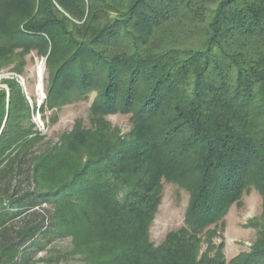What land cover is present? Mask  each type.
<instances>
[{
  "label": "trees",
  "instance_id": "1",
  "mask_svg": "<svg viewBox=\"0 0 264 264\" xmlns=\"http://www.w3.org/2000/svg\"><path fill=\"white\" fill-rule=\"evenodd\" d=\"M32 52L44 118L95 94L93 128L45 142L35 98L0 80V264L67 238L86 264H264V0H0V68ZM163 181L190 200L157 246ZM251 188L258 236L227 263L209 229Z\"/></svg>",
  "mask_w": 264,
  "mask_h": 264
},
{
  "label": "rangeland",
  "instance_id": "2",
  "mask_svg": "<svg viewBox=\"0 0 264 264\" xmlns=\"http://www.w3.org/2000/svg\"><path fill=\"white\" fill-rule=\"evenodd\" d=\"M24 60L26 67L22 75L13 72L17 64L15 61L0 68V80L16 79L23 86L31 103L33 102L31 98H35L38 108L33 113V122L37 130L46 136L45 142L56 144L61 135L70 133L77 123H81L86 130L92 129L90 107L95 94L86 99L74 100L53 111L46 109V118H44L39 108L46 99L44 89L47 77V57H39L36 52H32L25 56ZM40 69L43 71L41 79ZM42 82L43 91L39 90ZM0 87L7 90L6 85H0ZM39 103H41L40 106ZM54 114L57 116L55 122L51 120ZM105 119L112 129H117L121 135H126L131 131L132 125L128 115H110ZM189 200L190 194L186 189L176 183L163 181L162 200L150 229L151 241L155 245L163 243L170 232L183 226ZM261 213L262 197L256 189L251 188L243 194L238 203L230 208L221 221L210 227L212 244L216 248L221 247L227 263L240 254L250 251L258 236V229L251 222L258 219ZM206 247L207 244H204V248ZM71 248L70 238L58 240L37 254L36 264H86L81 257L68 255Z\"/></svg>",
  "mask_w": 264,
  "mask_h": 264
},
{
  "label": "bare ground",
  "instance_id": "3",
  "mask_svg": "<svg viewBox=\"0 0 264 264\" xmlns=\"http://www.w3.org/2000/svg\"><path fill=\"white\" fill-rule=\"evenodd\" d=\"M42 74H43V71H42V69H40V71H39V77H40V79L42 78ZM42 88H40L39 87V90H41Z\"/></svg>",
  "mask_w": 264,
  "mask_h": 264
},
{
  "label": "water",
  "instance_id": "4",
  "mask_svg": "<svg viewBox=\"0 0 264 264\" xmlns=\"http://www.w3.org/2000/svg\"><path fill=\"white\" fill-rule=\"evenodd\" d=\"M41 88H42V91H43V82H42V84H41ZM41 105V103H39V106Z\"/></svg>",
  "mask_w": 264,
  "mask_h": 264
}]
</instances>
